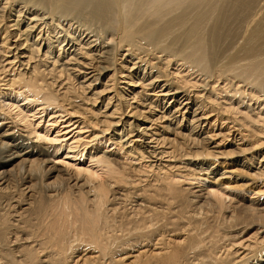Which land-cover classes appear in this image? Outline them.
Listing matches in <instances>:
<instances>
[{"label": "bare ground", "instance_id": "1", "mask_svg": "<svg viewBox=\"0 0 264 264\" xmlns=\"http://www.w3.org/2000/svg\"><path fill=\"white\" fill-rule=\"evenodd\" d=\"M262 78L264 0H0V264H264Z\"/></svg>", "mask_w": 264, "mask_h": 264}, {"label": "rangeland", "instance_id": "2", "mask_svg": "<svg viewBox=\"0 0 264 264\" xmlns=\"http://www.w3.org/2000/svg\"><path fill=\"white\" fill-rule=\"evenodd\" d=\"M253 26H255V25H253ZM251 27H252V26H250V28H251ZM250 28H249V29H250ZM251 29H252V28H251ZM251 29H250V30H251ZM250 30H248V31H250ZM55 51H56V49H55ZM56 54H58V51L55 52V55H56ZM55 55H54V53H53V57H54ZM207 65H208V63L206 64V66H207ZM207 67H208V66H207ZM262 79L264 80V78H262ZM122 86H124V85H122ZM120 91H121V90H120ZM233 101H234V100H233ZM233 101H232V102H233ZM99 104H100V101H99ZM21 105H22V103H21ZM244 106L246 107V105H244ZM244 106H242V107H244ZM242 107H241V109H242ZM103 109H104V106L102 107V110H103ZM247 109H248V110H246V108H243L242 110L252 111V108H250V107H247ZM127 113H128V112H127ZM251 113H252V114H255L254 112H251ZM155 118H156V117H155ZM48 119H49V118L47 117L45 120L42 121V123H41V125H40V127H39V128H40L39 133L43 134V132H41V131H43V129L47 126L48 123H47L46 121H47ZM38 120H39L38 117H36V118L34 119V122H36V125H37L38 123L41 122V120H39V121H38ZM131 121H134V120H131ZM143 127H145V126H143ZM41 129H42V130H41ZM63 129H64L63 125H60V124L57 125L56 127H53V128H52V132H51V137L54 138L55 136H57V134H58L57 132H58V131H63ZM112 147H113V146H111L110 148H112ZM62 156H63V155H62ZM61 159H62V157H61ZM60 164L66 165V164H64V163H60ZM205 167H206V166H205ZM100 172H101V171H100ZM100 172H99V173H100ZM101 173H102V172H101ZM148 249H149V248H147V249H143L142 252H143L144 250H145V252H146ZM140 252H141V251H140ZM140 252H136V253H134V255H139ZM82 253H83V254H82ZM82 253H79V254H78L79 257H78V255H76L75 263L78 262V263H80V264H83L85 258H87V257H89V256H91V257L93 256V255H91L90 253H87V252H86V253H85V252H82ZM84 253H85V254H84ZM80 254H81V255H80ZM88 254H89V255H88ZM131 261H133V257L130 259V261L128 260V262H131ZM73 264H74V263H73Z\"/></svg>", "mask_w": 264, "mask_h": 264}]
</instances>
